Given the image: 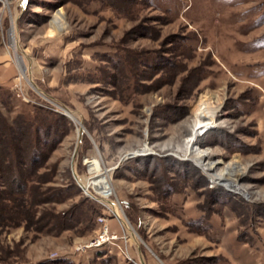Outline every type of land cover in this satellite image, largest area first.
Masks as SVG:
<instances>
[{
    "label": "rangeland",
    "instance_id": "rangeland-1",
    "mask_svg": "<svg viewBox=\"0 0 264 264\" xmlns=\"http://www.w3.org/2000/svg\"><path fill=\"white\" fill-rule=\"evenodd\" d=\"M0 131L41 163L0 199V264H264V0H0Z\"/></svg>",
    "mask_w": 264,
    "mask_h": 264
},
{
    "label": "trees",
    "instance_id": "trees-1",
    "mask_svg": "<svg viewBox=\"0 0 264 264\" xmlns=\"http://www.w3.org/2000/svg\"><path fill=\"white\" fill-rule=\"evenodd\" d=\"M7 140L1 135L0 131V199L5 198L7 195L10 196L17 192L26 191L28 179L25 172L30 170L34 173L36 168L41 164L40 151L35 144H27V147L24 149H21V146L18 145L9 148L8 144L10 142ZM18 157L20 159H18V162H15ZM97 254H101L102 256L101 251H98ZM63 263H66V261L55 260L48 264Z\"/></svg>",
    "mask_w": 264,
    "mask_h": 264
},
{
    "label": "bare ground",
    "instance_id": "bare-ground-1",
    "mask_svg": "<svg viewBox=\"0 0 264 264\" xmlns=\"http://www.w3.org/2000/svg\"><path fill=\"white\" fill-rule=\"evenodd\" d=\"M12 38L15 42V45H17V41H16V39H14L13 35H12ZM15 48H17V47L15 46ZM19 59L20 60L18 62V67L21 70V75L25 76L28 79V81H30V83H31L32 80L30 79V77H28L25 74V67L23 65L21 58H19ZM67 116L76 123L77 128H78V134L80 136L82 134V132L84 131V129L82 126H80L79 119L72 112H67ZM187 158L192 159L195 163H197V166L200 167L203 171H205L208 175L219 177V175H218L219 171L217 169L216 162L213 159V155L211 153H208V152L194 153V152H192L191 155ZM89 170L93 176L97 177L95 180L92 181V185L95 187L97 192L111 194V191L113 192V190H112L113 188H112V177H111L110 170L104 169L103 166L99 163L98 159H92L89 162ZM84 186H85V189L88 188L87 184ZM88 193L90 194L89 191H88ZM120 215H118V216L121 218ZM119 217H118V219L121 223V220ZM122 221L124 224L128 225V223L125 220H122ZM123 223H121V224L123 225ZM130 231H131V229H130ZM133 234H135V232H133Z\"/></svg>",
    "mask_w": 264,
    "mask_h": 264
},
{
    "label": "built area",
    "instance_id": "built-area-1",
    "mask_svg": "<svg viewBox=\"0 0 264 264\" xmlns=\"http://www.w3.org/2000/svg\"><path fill=\"white\" fill-rule=\"evenodd\" d=\"M20 80V79H19ZM38 92L40 91L39 87H37L33 81L30 83ZM22 90V89H21ZM41 92V91H40ZM42 95H44L45 97H47L44 93H41ZM22 95L24 96V93L22 92ZM48 99H50L49 97H47ZM27 100V99H26ZM104 222L106 221L105 219H102ZM107 222V221H106ZM121 237L119 236L118 233H116L115 231H112L110 229V226L107 223H104V229L102 230V232L100 234H98L97 236H95L93 239H91L89 242L84 243V244H80L76 250L82 254V253H87L90 251H95V250H100L105 246H115L116 245V241L119 240ZM128 237L125 236V239H127ZM128 252V249H127ZM125 254H127V258L131 261H133V257L131 254L126 253V251H124Z\"/></svg>",
    "mask_w": 264,
    "mask_h": 264
},
{
    "label": "water",
    "instance_id": "water-1",
    "mask_svg": "<svg viewBox=\"0 0 264 264\" xmlns=\"http://www.w3.org/2000/svg\"><path fill=\"white\" fill-rule=\"evenodd\" d=\"M67 115V114H66Z\"/></svg>",
    "mask_w": 264,
    "mask_h": 264
}]
</instances>
